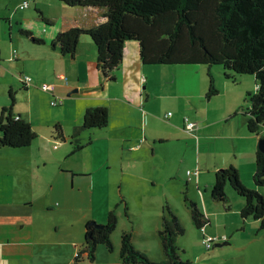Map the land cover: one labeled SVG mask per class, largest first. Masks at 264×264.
Masks as SVG:
<instances>
[{"label": "crops", "instance_id": "1", "mask_svg": "<svg viewBox=\"0 0 264 264\" xmlns=\"http://www.w3.org/2000/svg\"><path fill=\"white\" fill-rule=\"evenodd\" d=\"M25 2L28 5L21 8ZM37 9L43 11L42 17ZM104 13L102 7L69 6L60 0H0V112L12 92L14 112L37 132L30 146L0 147L33 158L17 162L24 169L9 162L5 178L0 176V264H74L86 240L87 223L104 222L99 207L110 201L114 181L123 182L128 173L154 185L155 173H164L175 184L153 197L154 216L159 219L149 229L148 247L133 238L152 259H166L160 238L153 237L162 227L158 211L168 201L181 220L193 222L187 196L209 218L196 234L203 250L200 264H264V228L259 219L242 216L245 198L230 185L229 204L209 194L216 171L231 164L244 184L257 188L256 152L264 130L250 133L239 110L247 92L258 89L256 78L244 75L233 84L218 72L220 92L207 98L205 67L143 65L138 44L128 42L117 79L107 80L89 36L80 38L73 55L63 54L55 43L59 32L73 26L91 28L104 20ZM23 75L32 81L26 83ZM43 82L55 83L56 89L43 90ZM54 98L58 104L52 103ZM95 106L107 107L109 122L93 132H81L77 137L84 147L73 152V134L86 110ZM185 117L198 124L193 134L185 130ZM56 125L66 141L55 139ZM51 143L54 149L47 147ZM196 169L197 175L188 174ZM259 190L264 194L262 187ZM72 197L83 214L77 222L78 227L84 225L83 240L70 230L76 225L68 224L67 213L54 212L60 206L66 211ZM215 234H226L228 241L207 249L204 237ZM112 240V250L100 243L93 260L85 254L76 264H126L120 257L121 235ZM185 257L196 264L193 251Z\"/></svg>", "mask_w": 264, "mask_h": 264}, {"label": "trees", "instance_id": "2", "mask_svg": "<svg viewBox=\"0 0 264 264\" xmlns=\"http://www.w3.org/2000/svg\"><path fill=\"white\" fill-rule=\"evenodd\" d=\"M60 1L69 6L105 9L101 23L91 28L73 26L58 33L55 43L60 45L63 54L73 55L80 38L89 36L97 49L99 68L107 80H116L123 63L125 45L136 42L143 65L205 67L209 78L207 98L220 92L218 72L233 84L238 83L241 76L253 75L259 87L247 92L246 103L239 110L250 133L260 134L264 130V0ZM37 11L42 17L43 11ZM15 103L16 98L11 92L10 103L0 112V147L24 148L37 138L32 124L14 112ZM108 122L107 107L88 108L84 122L73 134V152L84 147L77 137L81 132H93ZM54 137L66 141L59 125L55 127ZM254 181L257 188L244 184L238 169L231 164L216 171L211 195L213 199L229 204L230 185L246 200L242 216L259 219L261 228H264V194L259 190L264 186V150L261 148L256 152ZM122 201H125L124 197ZM185 201L195 225L204 229L209 223L204 210L195 199L186 196ZM125 210L128 213L127 204ZM162 210L163 223L158 235L166 259L156 261L140 250L133 241L131 229L121 234L120 257L124 263L194 264L185 257V251L177 243L178 237L186 232L183 221L168 201ZM91 222L86 225V240L77 250L74 264L85 254L93 260L100 243L110 250L114 248L112 233L118 223L117 211L109 210L107 219L98 223L99 227Z\"/></svg>", "mask_w": 264, "mask_h": 264}, {"label": "rangeland", "instance_id": "3", "mask_svg": "<svg viewBox=\"0 0 264 264\" xmlns=\"http://www.w3.org/2000/svg\"><path fill=\"white\" fill-rule=\"evenodd\" d=\"M129 44H135V43L131 42ZM35 146L36 145H34V147H31V148H33L34 150ZM47 147L49 149H54L55 143H51ZM25 160L33 161V158L27 157V153L24 151L17 152L11 149L0 150V176L5 178L6 173L3 170L6 169V164H8L9 162H12L11 164L16 165L17 168L19 169L26 168L24 164L20 162L17 163L18 161L24 162ZM113 176L117 177V173L113 172ZM155 177H156L155 185L153 181H150L148 179L142 180L141 175L136 176L130 173L125 175V179L123 182L114 181V183L112 184L111 190H110L111 192L110 201L108 203L103 202L102 204L103 206L99 207L100 213L104 212L103 219L105 220L108 214V210L117 209L118 223H117L116 229L112 233V238L117 239L118 237H120L123 231L133 229V232H134L133 238L136 237L143 243L142 245L144 247H148V241L150 240V232H151L149 229L150 228L153 229L152 227H154L153 225L155 221L159 219L158 215L156 216V218L154 216L155 206H154L153 197L157 193L159 194V193L164 192L165 190L174 189V185H175L174 183L167 181V176L164 173H155ZM21 185L25 187L27 192L29 193L31 192V190L26 185H23V184ZM263 189H264V186L262 187V191ZM69 192H71L72 196H77L78 194L76 190L74 191L71 190ZM209 194L211 196V192ZM122 197H124L125 201H122L121 199ZM69 200L71 201V203L69 205V208L66 211L60 210L61 209V206H60V207L54 208V212L67 213L69 217L68 224L76 225L74 229H72V226H70L69 227L70 230H72L76 234L78 232V234H80V237L83 240L84 225L81 227L77 226L78 219L79 217L83 218V214H81L82 212H79L80 210L78 208L80 207L79 204L77 202H73L74 201L73 197L72 199H69ZM69 200H67V198L65 199V201H69ZM61 201L64 202L62 199ZM126 204L128 206V213L125 210ZM158 213H161V218L159 220V223H163V220H161L163 219V210L161 209V211L160 212L158 211ZM84 221H88V220H84ZM90 221H95V220L91 219ZM182 221L186 227V232L178 237L177 243L179 246L183 245L185 247L187 251L185 252V254L188 252L191 253L193 251V260L195 261L196 264L203 263L201 261L203 250L201 249L200 244L197 243V240H196L197 232H201L202 229L198 228L195 225L194 221L193 222L191 221L188 224H186V222L183 219ZM47 224H50V221H47ZM155 233L156 232H154L153 237L158 238L159 237L158 234L156 236ZM227 241L228 239L225 240V242ZM156 261H159V260H156Z\"/></svg>", "mask_w": 264, "mask_h": 264}, {"label": "built area", "instance_id": "4", "mask_svg": "<svg viewBox=\"0 0 264 264\" xmlns=\"http://www.w3.org/2000/svg\"><path fill=\"white\" fill-rule=\"evenodd\" d=\"M28 5L27 2L22 3L20 5L21 8H25ZM17 55V52L14 51V56ZM32 77L30 75H23V81H25L26 83H30L32 81ZM40 87L43 90L46 91H54L56 89V84L52 83V82H43L42 84H40ZM60 102H62V98L59 99ZM53 104H58V98H54L52 101ZM172 114V112L168 113V116H170ZM18 118V116H16ZM198 128V124L196 121L191 120L189 117H185V130L191 134H193V132H196V129ZM199 169L196 170H188V174H195L197 175L199 173ZM228 239V236L226 234H215V235H206L203 239V242L205 243L206 247L208 249L212 248L214 246V244L219 243V242H223L225 240Z\"/></svg>", "mask_w": 264, "mask_h": 264}, {"label": "water", "instance_id": "5", "mask_svg": "<svg viewBox=\"0 0 264 264\" xmlns=\"http://www.w3.org/2000/svg\"><path fill=\"white\" fill-rule=\"evenodd\" d=\"M260 148H261L262 150H264V137L260 139ZM90 224H94V225L97 226V227L101 226L100 224H98L97 221H93V222H91ZM89 234H91V232H90ZM218 245H220V244L218 243Z\"/></svg>", "mask_w": 264, "mask_h": 264}]
</instances>
